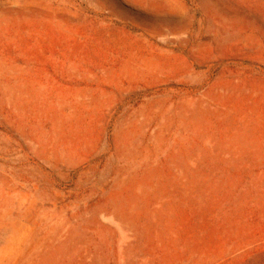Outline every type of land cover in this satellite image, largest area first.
Segmentation results:
<instances>
[{
    "label": "rangeland",
    "instance_id": "rangeland-1",
    "mask_svg": "<svg viewBox=\"0 0 264 264\" xmlns=\"http://www.w3.org/2000/svg\"><path fill=\"white\" fill-rule=\"evenodd\" d=\"M0 264H264V0H0Z\"/></svg>",
    "mask_w": 264,
    "mask_h": 264
}]
</instances>
